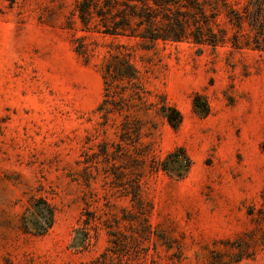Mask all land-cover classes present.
Returning <instances> with one entry per match:
<instances>
[{"label":"rangeland","instance_id":"rangeland-1","mask_svg":"<svg viewBox=\"0 0 264 264\" xmlns=\"http://www.w3.org/2000/svg\"><path fill=\"white\" fill-rule=\"evenodd\" d=\"M77 1L0 0V264H264V51L109 36ZM124 50L137 79L110 83Z\"/></svg>","mask_w":264,"mask_h":264},{"label":"trees","instance_id":"trees-1","mask_svg":"<svg viewBox=\"0 0 264 264\" xmlns=\"http://www.w3.org/2000/svg\"><path fill=\"white\" fill-rule=\"evenodd\" d=\"M229 5V0H78L71 15H76L83 25L95 22L94 26L99 27L103 34L138 37L151 44L187 40L195 45L215 48L229 40L233 48H240L239 37L242 34L239 32L245 30L244 44L251 45L253 50L264 51V0H243L241 11ZM206 7H209V13H206ZM224 25H229L235 31L229 38ZM76 52L86 55L83 44L76 48ZM112 59L113 62H108L105 68L110 83L117 78L129 81L137 79V70L125 50L117 51ZM134 96L139 98L140 95L134 91ZM193 106L202 115L208 113L207 103L199 96L194 97ZM161 113L172 127L181 122V116L175 109L163 105ZM190 164L184 150L177 149L168 154L160 167L164 171H175V176L180 177L189 169ZM172 165H181L183 172ZM41 204L42 209L34 205L33 210L39 219L33 225L35 235L44 233L54 221L53 210L45 202ZM79 232L82 234L78 246L85 248L89 242L88 231L79 228ZM112 243L117 244L116 241ZM215 263L219 264L218 261Z\"/></svg>","mask_w":264,"mask_h":264}]
</instances>
